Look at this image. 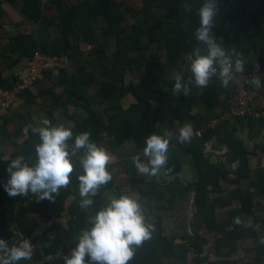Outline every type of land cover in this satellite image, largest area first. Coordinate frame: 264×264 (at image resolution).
Masks as SVG:
<instances>
[{
    "label": "trees",
    "instance_id": "1",
    "mask_svg": "<svg viewBox=\"0 0 264 264\" xmlns=\"http://www.w3.org/2000/svg\"><path fill=\"white\" fill-rule=\"evenodd\" d=\"M141 1L142 6L137 10L124 1L118 0H80L73 4H68L66 0H51L44 9L43 0H5L18 6L28 19L37 24H43L44 31L54 24L60 31L59 36L53 35L46 42L40 41L33 33L12 36L6 47L7 54L14 56L10 65L18 64L36 50L50 54H65L68 48L72 45L77 46L81 41L96 47L97 55L92 61L94 69L88 70L85 66L84 69L80 68L82 72L80 77L74 75L71 83L65 80L67 82L65 89L69 98L75 99L85 108V115H80L81 117L71 127L73 136L87 131L90 133V140L98 146H103L108 153L124 142L135 143L137 147L145 148L146 138L150 134L157 132L162 135L164 131H168L165 125L168 123L169 127L174 120L168 112L169 103L165 88L169 85L165 79V71L168 65H182L180 63L185 61V55H190L194 47L198 45L195 37V30L199 27L197 9L204 0ZM185 4L191 5L190 12L184 10ZM252 4L258 8L252 18L253 21H249L246 13ZM218 8L212 28L217 42L229 53L235 52L237 48H243L244 51L254 49V56L247 61L244 71L247 74L257 71L256 62L262 67L264 61V49H261L264 48V0H218ZM46 9H52L53 14H45ZM126 11L134 16L133 24H125ZM4 13V10L0 8V28L3 27ZM158 13L164 14V17L158 16ZM96 19H102V34H99L95 28ZM250 24L254 25L253 30H250ZM230 34L234 35L236 46L229 44ZM82 38L85 40H78ZM111 39L115 40V50L109 55L107 49L110 48L108 44H111ZM154 42L158 44L159 49L165 48L164 62L147 60L145 52L142 53V50L148 49V46ZM138 50L141 52L137 53ZM129 71L139 74L138 83L134 79L128 82ZM61 73L63 76L67 75L65 71ZM182 76L187 82L189 77L187 72H184ZM14 81V76L12 81H8L0 74V87L11 88ZM89 84H99L100 91L89 97L85 90V86ZM171 85H174V80L170 83ZM224 91L226 88L215 80L204 88L201 97L208 105L215 106L219 102V94ZM127 95H131L134 101L125 107L123 100ZM196 97L192 89L187 96L183 93L179 94V98L189 104ZM93 104L104 105L105 113L95 109ZM4 116L5 114L0 117V120L5 118ZM176 116L185 119L186 123H191L194 130L200 126L197 121L178 114ZM1 128L5 134V125L2 124ZM32 128L35 126L26 127L27 137L21 144L23 157L29 163H34L35 146L40 143L38 134L34 133ZM21 131L22 129H19L16 133ZM212 132V129H208L201 137L183 144L178 141L182 151L192 155L198 178L186 184L180 181L182 188L175 194L182 195L186 191H193L196 209L202 212L209 226L214 225L215 229L222 233L219 238L220 245L234 250L239 240H245L251 244L249 251L256 255L254 261L261 262L264 259V244L260 243L261 235L264 233V218L254 220L250 226H246L244 218L248 214H255L258 208H264V204L256 201V192L250 190L243 193L240 188H235L225 195L220 184L221 181L230 180L227 164L236 160L240 161L238 173L231 181L239 182L242 177L249 176L250 157L256 151L248 149L244 141L234 136L233 131L230 130L226 134H218L219 142L228 147L225 152L226 160L212 161L205 150V143ZM73 142L74 140L69 141V144ZM12 159L13 157L8 156V153L0 147V229L9 225L10 222L13 223L12 229L8 231L9 237L5 240L11 245L20 239H29L33 244L34 260L38 261V264H52L54 257H60L58 254L70 255L71 249L76 246L81 229L88 226L86 218L89 214L99 211L98 206L94 202L89 209L82 208L81 202L67 205L70 202L68 196L71 194L69 186L78 185L77 177L83 173L76 157H71L74 171L70 176V184L60 190L54 201L47 199L37 201L32 194L26 197H9L3 185L9 178L6 168ZM165 166L166 172L170 174H178L181 171L182 163L172 142L169 143ZM131 167L133 172L132 170L129 172L131 179L134 180L136 179L135 168ZM208 184L211 187H208ZM253 185L259 188V194H264V167L260 168ZM102 188L111 189L118 196L127 194L114 178ZM172 188L170 187L169 190L174 191ZM170 191L167 193L160 190L157 183L152 185L145 183L139 189L142 197L151 200L168 196L172 194ZM210 192L220 193L213 199L216 204L222 202L226 206L235 199H239L240 205L231 208L223 221H215L216 205L208 202ZM64 211L71 215L68 225L55 222L38 233V230L40 231L39 217L50 221ZM143 211L146 222L150 223L154 230L149 240L135 248L134 256L128 264H168V260L171 259L176 264H189L190 261L194 264L206 262V256L202 254V248L199 245L201 234H196L195 240L181 239V242H176L175 236L163 234L162 214L152 220L151 213L148 210ZM236 218L240 219L239 224L235 223ZM1 236L4 235L0 234V238ZM59 243L63 246L62 252L58 247ZM192 249L196 255L193 259L189 256Z\"/></svg>",
    "mask_w": 264,
    "mask_h": 264
},
{
    "label": "crops",
    "instance_id": "2",
    "mask_svg": "<svg viewBox=\"0 0 264 264\" xmlns=\"http://www.w3.org/2000/svg\"><path fill=\"white\" fill-rule=\"evenodd\" d=\"M66 1L67 3L69 2V0ZM78 1L80 0H77L76 2ZM118 1H124L127 5L133 6L137 10L141 8L143 3L141 0ZM50 2L51 0H43V9L44 6ZM3 4H5L6 7H4ZM0 8H2L5 12L3 17L6 16V9L8 12L10 9L13 12L12 14L15 15L11 18V23H9L8 20V28H0V74L6 80L12 81L14 73L13 71L15 70H13V68L23 62L25 59L16 65H10L14 57L13 55H8L6 50V47L9 45L10 38L22 33H33L36 38L40 39V41H42L41 39H44L43 42H46L48 39H50V37H47L48 33L51 34V36H59L60 31L56 29L57 27L54 24L53 26L51 25L49 28H47L48 33L46 34L42 28V26H44L43 24H37L28 19V17L21 12L18 6H14L11 3L5 2V0H0ZM257 8L258 6L255 4H252L248 7L246 17L249 19V21H253L252 18L254 17V13L256 12ZM44 12L47 15L53 14L52 9H46ZM17 21L18 24H16ZM4 24L5 22L3 23L2 21V25ZM21 25H25L27 28H30L32 25H34L37 30L33 32L20 30L19 28ZM254 28V25L250 24V30H253ZM39 30L40 34L38 33ZM229 44L232 46L237 45L233 34H230L229 36ZM157 45L158 44L154 42L148 46V53L146 52L148 55H146V59L150 61L164 62L166 60L165 48L159 49ZM74 47L77 46L72 45L65 53L69 58V64L66 68L47 71L44 78L36 82V85L30 87L28 91L26 90L27 93L25 91V95L23 94L24 96L20 97L14 106L9 108L7 110V114L4 116L5 118L0 120V147L8 153V156L13 157V159L17 157H23L21 144H23L27 137V131H25L27 126L41 127L43 126L41 124L42 119L47 118L53 125L63 124L65 127L71 128L73 125H75L77 119L85 115V108L83 105L75 101V99L69 98L65 89V85L67 83L66 81L71 83L74 75L80 77L81 74H79V70H76L77 68L75 69L73 66H70L73 61L71 52ZM151 47H155V49H150ZM235 52L243 56L245 65L248 59L250 60L254 56V49L244 51L243 48H237ZM149 53H155L152 56L153 58L149 56ZM251 53H253V55H251ZM188 56L189 55L187 54L185 55V61L183 63L181 62L180 64L182 65L180 66L168 65L165 71V79L169 86L174 80L173 76L176 73L183 74L184 72H187L189 76L187 81L191 77L189 70L190 61L187 59ZM78 66L82 69H84L83 67L85 66L86 69L93 70L89 69L87 62L84 64V66ZM62 71H65L67 75L65 74L63 76L61 73ZM135 73L136 75L138 74L137 72ZM243 73L246 72L244 71ZM253 73L250 74L258 75L262 85H264V61L262 62V67ZM235 75L236 74L233 75V79L230 81L226 91L219 94V102L215 106L208 105L202 99L201 94L204 88H198L194 83L189 84V92H191L192 89L197 97L192 100L191 104H189L187 101L181 100L179 95L174 94L172 91V85L170 87L166 86V97L167 102L169 103L168 112L170 113V116H173L174 120V122L169 127L167 126V128L169 131H173L175 133L169 143L172 142L175 144L177 156L182 163L181 171L178 174L167 173L166 166L162 167L155 176L147 174L143 175L139 173L136 167L137 157L139 158L140 162L143 163H147V158L143 155L144 148L137 147L135 143L124 142L109 152L111 161L108 165V170L110 171L112 178L115 179L118 185L122 186V190L124 192L133 195L138 200L143 210H148L151 213L150 218L152 220L155 219L157 215L162 214V228L164 235L175 236L176 242H181V239H188V241L195 240L194 236H196V234H201L199 245H201L203 252L202 254L206 256L207 259L206 262L201 264H255L257 262L254 261L256 255L249 251L251 244L247 243L245 240H239L237 242V247L234 250H230L228 247H222L220 245L219 238L222 233L216 230L214 225L209 226L202 212L196 209L193 191H186L182 195L175 194L178 193L182 188L180 181L186 184L187 182L198 178L197 169L192 155L190 153L183 152V149L179 146V144L176 146V143H178V140L176 139L178 132H176V129L186 123L185 119L176 116V114H178L182 117H186L200 123V126L194 130L195 134L191 141L201 137L208 129L213 130L211 137L205 143L206 154L212 161H215L216 159H225V152L228 150V147L226 145H222L219 142L218 134H226V132L230 130L233 131L234 136L244 141V144L248 149H253L256 151V153L250 157L251 170L249 176L242 177L239 182L231 181V179L235 178L238 173L237 169L240 161L236 160L227 164L229 173L228 177L230 180L221 181L220 184L225 195H227L230 190L235 188H240L243 193L250 190L252 192H256L257 195L255 200L261 201L262 204H264V194H259V188L253 185V182L257 179L260 168L264 167V116H254L252 114L251 116L246 117H236L229 114L230 108L227 94H229L234 88ZM62 78L64 80H62ZM127 79L128 82H130L131 79L129 80V77H127ZM215 80L221 84V81L218 77H213L209 84ZM251 86L253 94V110H256V112H264V86L259 89L255 88L252 84ZM94 88L96 89L92 90ZM100 88L101 87L99 84H89L85 86L86 93L89 97L96 95L100 91ZM89 90L92 92L89 93ZM131 103L132 102H130V104ZM129 105L124 104L125 107H128ZM71 123L72 126L70 127ZM2 124H4L6 127L5 134L1 128ZM19 129H22V131L16 133V131ZM223 155L224 157H222ZM216 156H218V158H216ZM190 162L192 164H189ZM131 166H134L135 168L134 173L136 179L134 180H132L130 176L131 170L133 172V169H131L133 167ZM145 183H151V185L153 183H157L158 188L167 193L170 191V187H173L172 189H174V191H170L172 194H168V196L163 198L151 200L147 197H142L139 193V189L142 188ZM208 187H211V185L208 184ZM69 189H71V194L68 196V201H70L68 202L70 203L69 205L71 206L76 203H80L82 198L79 195V184L71 185L69 186ZM217 194L220 193L210 192V195L208 196V202L215 203L213 199L214 197H217ZM116 197L119 196L115 191L101 188L92 199L100 210L101 208L105 207L108 199ZM172 197L173 199H171ZM215 205V221H223L227 218L228 212L231 208L238 207L240 205V201L239 199H235L231 204L226 206H224L222 202H218L217 204L215 203ZM258 218L259 220L264 218V208L262 207L258 208L255 214H248L245 216L244 219L246 226H250L253 221ZM9 229H12V227L9 228V225L7 224V226L0 229V233H6L5 231L8 232ZM1 237L2 239L7 238L5 236ZM261 237L264 238V233L261 235ZM54 259L57 258L54 257ZM59 262L52 263L63 264L61 261ZM167 263L176 264L172 259L168 260ZM18 264H38V262L32 257L31 260H22L18 262Z\"/></svg>",
    "mask_w": 264,
    "mask_h": 264
},
{
    "label": "clouds",
    "instance_id": "3",
    "mask_svg": "<svg viewBox=\"0 0 264 264\" xmlns=\"http://www.w3.org/2000/svg\"><path fill=\"white\" fill-rule=\"evenodd\" d=\"M183 7L185 11L192 10L190 4ZM218 11V0H204L197 9L199 27L195 30V37L198 45L187 57L191 77L186 82L181 73L174 74V94L183 93L187 96L189 84L205 88L213 77H218L221 85L227 88L234 74L244 72L243 56L227 52L213 35L212 28ZM259 68L256 62L255 69ZM250 83L257 89L264 86L258 75H253ZM41 124L43 126L32 128L40 139V143L35 146L34 163L27 162L24 157H17L6 168L9 178L3 187L7 195L26 197L32 194L37 201H54L60 190L70 184V176L74 171L71 157H76L83 169V173L77 177L81 207L89 209L94 202L92 198L112 180L108 170L111 161L109 153L103 146L92 142L87 131L74 137L71 128L63 124L53 125L47 118L42 119ZM176 132V139L182 144L190 142L195 134L191 123L179 126ZM174 135L173 131H164L162 135L155 132L146 138L143 155L147 163L140 162L137 157L139 173L155 176L167 164L169 142ZM240 222L239 218L235 219V223ZM86 223L88 226L81 229L70 255L63 257L64 264H128L135 248L149 240L154 230L146 222L140 203L131 194L108 199L105 207L88 215ZM260 243L264 244V238L260 239ZM32 254L33 244L29 239L23 238L10 245L7 240L0 238V264L31 260Z\"/></svg>",
    "mask_w": 264,
    "mask_h": 264
},
{
    "label": "built area",
    "instance_id": "4",
    "mask_svg": "<svg viewBox=\"0 0 264 264\" xmlns=\"http://www.w3.org/2000/svg\"><path fill=\"white\" fill-rule=\"evenodd\" d=\"M69 64V58L65 54H50L41 50H36L31 56L15 67L13 76L15 78L14 85L11 88L0 87V117L5 114L7 108L14 105L20 97L24 96L25 91L36 85V82L42 80L45 73L50 70H58L66 68ZM253 75L242 73L236 74L234 77V88L227 99L229 103V114L233 116H264V112H259L253 109V94L251 80ZM24 94V95H23ZM71 215L69 212H62L59 216L52 218L50 221H45L39 217L40 233L44 228L52 226L55 222H60L68 225ZM190 258L195 257L192 251ZM189 264H194L190 261ZM256 264H264V260Z\"/></svg>",
    "mask_w": 264,
    "mask_h": 264
},
{
    "label": "rangeland",
    "instance_id": "5",
    "mask_svg": "<svg viewBox=\"0 0 264 264\" xmlns=\"http://www.w3.org/2000/svg\"><path fill=\"white\" fill-rule=\"evenodd\" d=\"M77 0H69V2L68 3H70V4H73L74 2H76ZM3 6L4 7H6V5L5 4H3ZM13 12L9 9V12L7 11V9H6V16L5 17H2V21H3V23L5 22V24L3 25V29L4 28H8L7 26H8V20H9V23H11V18L12 17H14L15 15L14 14H12ZM126 14H127V21L125 22V24L126 23H130V24H133L134 22H135V18H134V16L133 15H131L129 12H127L126 11ZM158 16H160V17H164V14H161V13H158ZM102 21V19L100 20H98V19H96L95 21H94V25H95V28H96V30L99 32V34H102V25H103V23L101 22ZM16 24H18V21L16 22ZM20 30H27V31H35V30H37V28H35L34 27V25H32L30 28H27L25 25H21L20 26V28H19ZM8 30V29H7ZM46 32V34L48 33L47 32V30L45 31ZM38 33L40 34V30L38 31ZM47 37H51V34H49L48 33V36ZM42 41H44V39H41ZM79 41H81V40H85L84 38H82V39H78ZM46 41V40H45ZM106 41V40H105ZM107 42V41H106ZM110 43L111 44H108V47H110L109 49H107V51H108V54L109 55H111L113 52H114V50H115V40H113V39H111L110 40ZM82 45V46H81ZM150 49H155V47H151ZM143 51L145 52V54H146V52L148 53V51H147V49L146 50H142V53H143ZM141 52V50H138L137 51V53H140ZM157 52V51H156ZM155 52V53H156ZM155 53H153V54H150L149 53V56L151 57V58H153L152 56L155 54ZM83 54H84V57H83ZM95 55H97V50H96V47L94 46V45H88V44H86L84 41H81V42H79L78 43V45H77V47H74L73 48V50H72V52H71V57H72V59H73V61H72V63H71V65L70 66H73L76 70H79V74L80 73H82L81 72V70H80V67L78 66V65H83L84 66V64H86V62H87V64L89 65V69H94V66H93V63H92V61H94V57H95ZM146 55H148V54H146ZM157 55H158V53H157ZM156 55V56H157ZM251 55H253V53H251ZM155 56V57H156ZM83 57V58H82ZM249 60V59H248ZM84 62V63H83ZM15 68H13V70H14ZM14 72V71H13ZM138 75L139 74H135V73H133V72H131V71H129V80L130 79H134L135 80V82L136 83H138L139 82V77H138ZM96 88H94V89H92V90H95ZM92 91L91 90H89V93H91ZM132 101H134V98L131 96V95H129V96H127L125 99H124V103L123 104H125V105H129L130 104V102H132ZM19 103V102H18ZM19 104H21V103H19ZM155 104V103H154ZM93 107L95 108V109H97V110H99V111H104V113H105V108H104V105H99V104H93ZM110 112H112V111H110ZM5 114H7V111L5 112ZM107 116V115H106ZM72 126V123L70 124V127ZM166 126H168V123L166 124ZM169 131V130H168ZM173 141V140H172ZM176 143V142H175ZM178 145V143H176V146ZM222 150H227V149H222ZM179 151V150H178ZM212 154V153H211ZM214 156V155H213ZM222 157H224V155L222 156ZM216 158H218V156H216ZM187 161H189V160H187ZM189 164H192L191 162L189 163ZM194 164V163H193ZM70 204V203H69ZM69 204H67V205H69ZM12 224L13 223H11L10 222V224H9V228H11V226H12ZM8 230V229H7ZM10 230V229H9ZM6 233H2L5 237H9V235H8V232L7 231H5ZM1 234V233H0ZM58 247H59V249H60V252H62L63 251V249H62V247L63 246H61L60 245V243L58 244ZM42 248V247H41ZM60 257H61V259H59L60 257H56L57 259H52V262H56V263H58L59 261H61L62 263H63V257L65 256V255H63V254H58ZM59 260V261H58ZM58 261V262H57ZM38 262V261H37ZM39 263V262H38ZM60 263V262H59ZM49 264V263H48ZM52 264H55V263H52Z\"/></svg>",
    "mask_w": 264,
    "mask_h": 264
}]
</instances>
